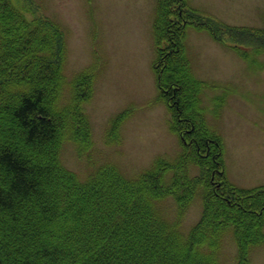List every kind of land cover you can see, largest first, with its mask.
Wrapping results in <instances>:
<instances>
[{"label":"trees","instance_id":"obj_1","mask_svg":"<svg viewBox=\"0 0 264 264\" xmlns=\"http://www.w3.org/2000/svg\"><path fill=\"white\" fill-rule=\"evenodd\" d=\"M204 16L190 0H157L156 81L185 150L174 163L158 158L134 176L108 164L82 179L62 162L61 150L66 137L80 155L91 149L81 110L91 72L65 77L60 26L28 19L11 0H0V264H218L228 229L238 235V264H249L251 247L264 242V186L227 181L223 140L202 104L208 86L184 51L189 25L216 33ZM191 165L198 174L187 173ZM195 195L204 212L184 232L183 214ZM169 199L174 219L162 207Z\"/></svg>","mask_w":264,"mask_h":264},{"label":"rangeland","instance_id":"obj_2","mask_svg":"<svg viewBox=\"0 0 264 264\" xmlns=\"http://www.w3.org/2000/svg\"><path fill=\"white\" fill-rule=\"evenodd\" d=\"M11 2L28 19H50L60 26V69L65 77L91 72V95L81 107L91 131V149L80 155L77 144L66 137L61 159L68 168L85 179L97 166L112 164L134 176L155 166L158 158L169 164L179 158L185 146L171 127L170 106L159 96L154 70L157 0ZM190 4L211 17L216 32L189 25L182 35L194 75L208 86L202 104L209 126L223 140L227 181L247 189L264 186V0ZM186 24L180 22L179 28ZM63 90L68 100L69 87ZM187 173L198 174V165L189 166ZM162 207L169 219L175 218L171 199ZM203 212L202 196L195 195L183 214V231L188 232ZM236 236L235 229L227 230L217 248L218 264H238ZM250 255L249 264H264V242L253 245Z\"/></svg>","mask_w":264,"mask_h":264}]
</instances>
